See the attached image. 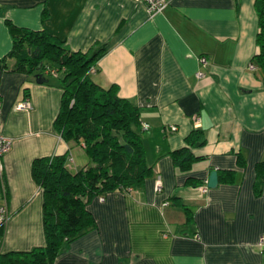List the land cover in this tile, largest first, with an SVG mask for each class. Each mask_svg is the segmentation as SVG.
I'll return each instance as SVG.
<instances>
[{
	"label": "crops",
	"instance_id": "0c3cea01",
	"mask_svg": "<svg viewBox=\"0 0 264 264\" xmlns=\"http://www.w3.org/2000/svg\"><path fill=\"white\" fill-rule=\"evenodd\" d=\"M166 1L150 15L135 0H0V133L13 140L2 158L0 203L10 217L0 233V256L46 245L45 197L34 160L69 153L72 171L92 164L82 145L55 129L59 78L39 83L37 73L13 70L11 20L46 30L73 51L108 43L90 80L104 89L117 86L120 97L140 108L141 127L150 124L141 130L151 175L140 187L94 196L87 204L93 225L65 243L54 264H264L257 0ZM25 99L33 108L18 110ZM195 129L206 143L191 148L197 159L182 170L172 152L189 146ZM213 170L219 184L204 191Z\"/></svg>",
	"mask_w": 264,
	"mask_h": 264
},
{
	"label": "trees",
	"instance_id": "16d2710c",
	"mask_svg": "<svg viewBox=\"0 0 264 264\" xmlns=\"http://www.w3.org/2000/svg\"><path fill=\"white\" fill-rule=\"evenodd\" d=\"M256 7L260 53L254 63L264 71V0H257ZM7 23L14 38L10 53L16 58L13 70L44 75L46 66L58 69L63 96L55 129L65 141L82 145L92 160L91 165L77 171L69 168V153L33 162V176L44 190L46 245L4 253L0 264H54L64 244L93 225L87 204L94 196L140 187L151 175L142 138L141 110L130 99L120 97L117 86L104 89L90 80L88 72L108 51V43L93 52L73 51L46 30H28L11 20ZM187 142L189 146L172 152L182 170L191 168L197 159L191 148L203 146L206 138L203 131L195 129ZM263 170L259 172L260 182L264 180ZM3 231L4 227L0 228V233Z\"/></svg>",
	"mask_w": 264,
	"mask_h": 264
},
{
	"label": "built area",
	"instance_id": "2783aa9c",
	"mask_svg": "<svg viewBox=\"0 0 264 264\" xmlns=\"http://www.w3.org/2000/svg\"><path fill=\"white\" fill-rule=\"evenodd\" d=\"M135 1L144 3L146 5L147 11L150 15H153L155 13L163 11L165 9V7L167 6L166 0H135ZM200 61H201V63H203V65H205L207 63L206 57H201ZM250 67H251V69H256V66L254 64H251ZM97 71H98V67H97V65H95V66H92L90 68L88 73L94 74ZM43 73H44V75H51V76L57 77L59 74V71L57 68H54L51 66H46ZM197 75H198V77H201L203 75V72H198ZM32 108H33V104H32L30 99H25L24 101H21L17 105L18 110L28 111V110H31ZM142 128L144 131H146L150 128V124L144 123L142 125ZM171 129L173 131H176L178 129V127L172 126ZM12 145H13V140L10 137L0 133V198L2 196L1 185H2L3 174H4L2 158L11 150ZM69 160L71 161L72 158H70ZM205 184L206 185H204V188H203L204 191H206L208 189L207 182ZM156 188L159 191L162 189V178H161V176H158ZM9 217L10 216H9V211H8L7 205L5 203H0V228L5 227V225L7 224L8 220H9ZM259 246L264 251V236L259 241Z\"/></svg>",
	"mask_w": 264,
	"mask_h": 264
},
{
	"label": "water",
	"instance_id": "95a60500",
	"mask_svg": "<svg viewBox=\"0 0 264 264\" xmlns=\"http://www.w3.org/2000/svg\"><path fill=\"white\" fill-rule=\"evenodd\" d=\"M37 81L39 83H42L43 81H47V79L44 77L42 73H39L36 75ZM208 187L209 188H216L219 184V177H218V171L213 170L210 173L209 180H208Z\"/></svg>",
	"mask_w": 264,
	"mask_h": 264
},
{
	"label": "rangeland",
	"instance_id": "374dc122",
	"mask_svg": "<svg viewBox=\"0 0 264 264\" xmlns=\"http://www.w3.org/2000/svg\"><path fill=\"white\" fill-rule=\"evenodd\" d=\"M23 101H24V100H23ZM20 102H21V101H20ZM20 102H19V103H20ZM17 105H18V103L16 104V108H17Z\"/></svg>",
	"mask_w": 264,
	"mask_h": 264
}]
</instances>
